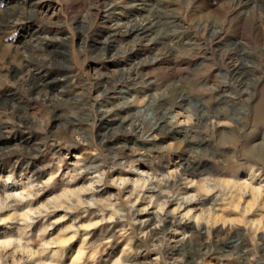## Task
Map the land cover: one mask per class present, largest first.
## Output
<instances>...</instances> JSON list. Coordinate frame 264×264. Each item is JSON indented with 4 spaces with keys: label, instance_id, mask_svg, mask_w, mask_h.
Segmentation results:
<instances>
[{
    "label": "rangeland",
    "instance_id": "rangeland-1",
    "mask_svg": "<svg viewBox=\"0 0 264 264\" xmlns=\"http://www.w3.org/2000/svg\"><path fill=\"white\" fill-rule=\"evenodd\" d=\"M139 18L153 21L144 35L134 33ZM77 165H103L106 180L179 170L181 196L211 194L175 214L176 202L167 204L159 228L155 206L139 211L144 199L125 220L80 227L61 264H93V246L94 264H264V0H0V198L31 195L30 185L55 177L17 207L20 220L0 213V251L15 247L22 264H34L23 261L25 237L34 253L52 221L67 215L44 241L100 219L95 209H60L31 223L42 205L74 200L87 186L91 170L67 179ZM249 174L259 195L238 186ZM97 187L110 205L122 198L111 184ZM195 221L209 235L192 233ZM222 225L233 232L217 234ZM178 239L174 255L167 247Z\"/></svg>",
    "mask_w": 264,
    "mask_h": 264
},
{
    "label": "clouds",
    "instance_id": "clouds-1",
    "mask_svg": "<svg viewBox=\"0 0 264 264\" xmlns=\"http://www.w3.org/2000/svg\"><path fill=\"white\" fill-rule=\"evenodd\" d=\"M77 168H80V165H77ZM88 170H91L94 174L90 177V182L85 188L77 190L78 195L76 199L63 203H58L55 200L51 201L47 209H44V206L42 205L40 209L32 214L34 218L31 223H35V218L37 217L47 220L48 215L60 209H63L66 214L82 212L83 215H88L90 209H95V212H93L92 215L99 216L100 219L84 226L73 227L70 225L67 228L62 229L56 237L44 241L43 237L47 235V232L50 230V228L56 223H59L61 220L67 219V215L60 217L58 220L52 221L51 224L46 225V227L40 232L38 236L40 243L34 253L30 251V246L34 242L25 237L23 248L24 250L29 251V254L23 256V261H33L34 264H61V249L76 240L80 233V227L95 228L100 224L112 222L116 219L125 220L128 216H131L133 210L136 208V204L140 201V199L147 201V206L139 209L140 212H147L150 207L155 206V213L157 216V224L155 227L159 228L163 223L162 214L164 213L167 204L172 203L173 201L176 202V209H174L173 213H169L175 214L181 211L185 202L195 200L201 195L211 194L209 190L198 192L195 195L181 196L179 191L180 184L177 183V178L180 176L179 170L165 176L144 175L137 180H132L129 178L106 180L108 172L104 170L103 165H93L91 169L80 168L79 171H77L74 175H70L67 177V179H69V181L75 179L79 175H82L84 171ZM111 170L112 169H109V171ZM54 179L55 177H52L48 181H45L42 185H30L27 191L28 193H31V195L25 194L20 198H15L12 196L0 198V213L11 209L13 211V216L8 217V219L20 220L21 216L16 212L17 207L26 202L30 203L37 195L41 194L40 190L49 186ZM11 181L12 177H9L7 182ZM170 181L172 182L171 184H169ZM105 184H111L120 190L122 198L117 202L116 205H110L104 200L98 199L96 197L95 193L99 190L97 186H104ZM129 185H131L130 188L128 187ZM197 187H199V185H197ZM126 189L128 191V195L127 197H123V193ZM145 190L156 191L160 193V195L146 197L144 195ZM81 193L85 195L81 196ZM3 222V220H0V223ZM133 223H135V221H133ZM30 226L31 224L25 225V233L28 232ZM140 235L142 237H146L148 233L142 232ZM84 239L87 240L88 237L85 236ZM128 243L131 244L132 240L129 239ZM16 251L17 249L15 247L12 249V251H7L6 249L0 251V264H9V261H12L13 264H22L21 257L15 255ZM98 251V246L89 248L88 255L93 261V264ZM128 251L131 252V249L129 248ZM49 253L50 258L43 259V257L47 256ZM115 264H127V261L117 259Z\"/></svg>",
    "mask_w": 264,
    "mask_h": 264
},
{
    "label": "bare ground",
    "instance_id": "bare-ground-1",
    "mask_svg": "<svg viewBox=\"0 0 264 264\" xmlns=\"http://www.w3.org/2000/svg\"><path fill=\"white\" fill-rule=\"evenodd\" d=\"M246 16V15H245ZM249 16V15H248ZM149 17H150V15H149ZM153 18V17H152ZM149 18H139V21H137L136 22V25L133 27L134 28V33H135V35H141V34H143L144 35V33L146 32V31H150V28H151V26H150V24H152L153 23V21L151 20V22H148L147 20H148ZM159 20V19H158ZM157 23V22H156ZM209 25V24H208ZM159 26V25H158ZM254 26V25H253ZM132 28V27H131ZM202 28H204V26L202 27ZM209 28V27H208ZM152 29V28H151ZM129 30H131L130 28H129ZM155 30V29H154ZM256 30H257V32L260 34L262 31H261V27H260V24H257V26H256ZM156 31V30H155ZM154 31V32H155ZM132 32V31H131ZM152 32V31H151ZM173 32H174V30H173ZM218 32H219V30L217 31V29H215V30H213V31H211V33H210V37H216L217 36V34H218ZM241 32V31H240ZM256 32V31H255ZM129 33V32H128ZM133 33V34H134ZM176 34V33H175ZM174 34V35H175ZM250 34V33H249ZM167 35V34H166ZM165 35V36H166ZM242 35V34H241ZM253 35V34H252ZM244 36V35H243ZM171 40V39H170ZM244 40H245V38H244ZM169 41V40H168ZM246 41H248V40H246ZM169 42H171V41H169ZM243 42V41H242ZM251 42V41H250ZM158 43V42H157ZM173 43H175V42H173ZM177 43H179V42H177ZM234 43V42H233ZM252 43V42H251ZM176 44V43H175ZM174 45V44H173ZM172 45V46H173ZM245 45V44H244ZM171 46V45H170ZM174 47V46H173ZM225 47L226 46H223V50H224V55H226L225 54V52H226V50H225ZM238 62V61H237ZM33 74H35V73H33ZM122 75V74H121ZM36 78V77H35ZM39 78L40 79H42L41 77H39L38 76V80H39ZM36 83V82H35ZM42 83V82H41ZM32 84V83H31ZM30 87V86H29ZM45 87V85L44 84H37L35 87H34V91L35 90H37V92H40V93H43V96H46V92H44V91H42L43 90V88ZM48 89V88H47ZM45 90H46V88H45ZM11 100H15L13 97H9ZM183 99V98H182ZM10 101V100H9ZM12 102V101H11ZM16 102V101H15ZM221 103L222 104H224V100H222L221 101ZM220 103V104H221ZM219 104V105H220ZM147 109H149V106L147 107ZM147 109H145V110H147ZM155 122H157V121H155ZM156 125H157V123H156ZM160 126V125H159ZM158 126V127H159ZM172 126V125H171ZM157 126H154L153 124L152 125H150V127H149V129L148 130H150L151 132H153V129H155ZM177 130V129H176ZM180 131V130H179ZM151 134V133H150ZM185 166V165H184ZM184 168V167H183ZM186 168V167H185ZM252 179H253V176L251 175V174H249L248 175V181H246V180H242L239 184H238V186H241V187H244V188H247V187H249V186H251L252 187V191H253V194L254 195H259V192H260V187H259V185H254V183L252 184ZM247 182H249V183H247ZM158 194H160V193H158ZM196 223L195 224H193V223H190V224H188V225H186V226H188L189 228H191L192 229V233H195V235L197 236V237H200V236H203V235H209V227H207V225L205 226V225H201L200 223H198L197 221H195ZM164 225V224H163ZM209 228V229H208ZM156 230V229H155ZM186 230V229H185ZM156 232V231H155ZM154 231H152V232H150V234H152V233H155ZM231 232H233V231H231V228H228V229H225L224 227H223V225L219 228V229H217V234H220V235H224V236H228V235H230L231 234ZM219 235V236H220ZM156 236V235H155ZM151 237V236H150ZM153 237V236H152ZM204 237V236H203ZM157 238V237H156ZM182 239H183V237H182ZM182 239L181 240H179L178 239V241L175 243V244H173V245H171V246H169V247H167V248H169V250H170V252L172 253V252H175V253H178V254H180V250H181V247L183 246V244H184V242L185 241H182ZM147 241H149L148 239H147V237L145 238L144 237V240H142V242H143V244L146 246V247H148L147 245H149L148 243H147ZM152 242V241H151ZM246 244V243H245ZM153 245V244H152ZM237 245V244H236ZM234 246V247H238V246ZM240 246V245H239ZM243 247H245V245H242ZM242 248V247H241ZM157 249V254H161V251H159L158 250V247L156 248ZM245 250V249H244ZM243 250V251H244ZM245 253H247L248 252V250H247V252H246V250L244 251ZM243 252V253H244ZM124 253V252H123ZM249 253V252H248ZM79 254V253H78ZM172 254H174V253H172ZM175 255V254H174ZM159 256V255H158ZM160 258H162L161 257V255L159 256ZM172 263V262H171ZM79 264V263H78ZM175 264H179L178 262H176Z\"/></svg>",
    "mask_w": 264,
    "mask_h": 264
}]
</instances>
